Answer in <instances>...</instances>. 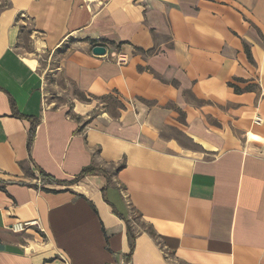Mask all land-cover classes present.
Here are the masks:
<instances>
[{
  "label": "crops",
  "instance_id": "0c3cea01",
  "mask_svg": "<svg viewBox=\"0 0 264 264\" xmlns=\"http://www.w3.org/2000/svg\"><path fill=\"white\" fill-rule=\"evenodd\" d=\"M6 1L0 264H264V0Z\"/></svg>",
  "mask_w": 264,
  "mask_h": 264
},
{
  "label": "rangeland",
  "instance_id": "374dc122",
  "mask_svg": "<svg viewBox=\"0 0 264 264\" xmlns=\"http://www.w3.org/2000/svg\"><path fill=\"white\" fill-rule=\"evenodd\" d=\"M9 6V4L7 3L6 0H0V11L2 9H5ZM24 34H23V38L20 44V47L22 49V53L25 54L26 56L32 59H36L38 60V66H39V71H41L42 74H44L45 76V80L47 82V99L51 98L52 100H68L67 97H69V95H72L73 97L79 99L82 98L80 95H78L74 89L72 88H68V86H66V83L63 82V80L60 79L61 74H59V71L56 70V68H58V65L60 63V60L58 57H60V54H53V57H49L47 55H39L34 56L35 54H33V46H31V44H29V42L31 41V39L29 38V29L28 27H25L24 29ZM65 89H69L68 93L65 92ZM66 93V94H65ZM85 98H82L81 100H83ZM108 106H110L111 108H116L119 107V103L118 101H116V99L111 96L108 99Z\"/></svg>",
  "mask_w": 264,
  "mask_h": 264
},
{
  "label": "trees",
  "instance_id": "16d2710c",
  "mask_svg": "<svg viewBox=\"0 0 264 264\" xmlns=\"http://www.w3.org/2000/svg\"><path fill=\"white\" fill-rule=\"evenodd\" d=\"M13 116L16 117V118H20V119H24L25 117L20 115L19 113H17L14 105H13ZM36 124V119L33 120L32 122V128L29 130V138H28V142H27V146H28V149H30V145H31V142H32V138H33V135H34V126ZM99 171L94 169L93 167L89 166V167H86L85 169H83L80 174L78 176H76L72 181L70 182H63L64 184L68 185V186H72V184L76 183L77 181L83 179L84 177H86L87 175H93V174H96L98 173ZM42 182L46 183V184H57L59 183L58 181H54L52 178L48 177L47 175H43V179H42ZM130 233V232H129ZM134 238V235L132 234V232L130 233V241H132V239Z\"/></svg>",
  "mask_w": 264,
  "mask_h": 264
},
{
  "label": "built area",
  "instance_id": "2783aa9c",
  "mask_svg": "<svg viewBox=\"0 0 264 264\" xmlns=\"http://www.w3.org/2000/svg\"><path fill=\"white\" fill-rule=\"evenodd\" d=\"M120 62H124V61H120ZM254 123L257 124V123H260V119L258 116L255 117L254 119ZM29 224L27 223H17L16 226L14 227H11L10 229L13 231V232H16V231H22L24 230L26 227H28Z\"/></svg>",
  "mask_w": 264,
  "mask_h": 264
},
{
  "label": "water",
  "instance_id": "95a60500",
  "mask_svg": "<svg viewBox=\"0 0 264 264\" xmlns=\"http://www.w3.org/2000/svg\"><path fill=\"white\" fill-rule=\"evenodd\" d=\"M92 54L94 56L96 55H104L105 54V48L102 46H96L92 49Z\"/></svg>",
  "mask_w": 264,
  "mask_h": 264
}]
</instances>
